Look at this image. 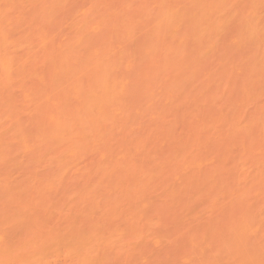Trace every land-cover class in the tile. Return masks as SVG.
<instances>
[{
    "label": "bare ground",
    "instance_id": "1",
    "mask_svg": "<svg viewBox=\"0 0 264 264\" xmlns=\"http://www.w3.org/2000/svg\"><path fill=\"white\" fill-rule=\"evenodd\" d=\"M0 264H264V0H0Z\"/></svg>",
    "mask_w": 264,
    "mask_h": 264
}]
</instances>
